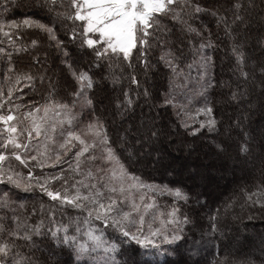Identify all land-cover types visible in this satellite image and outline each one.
Returning <instances> with one entry per match:
<instances>
[{
	"label": "snow or ice",
	"instance_id": "snow-or-ice-1",
	"mask_svg": "<svg viewBox=\"0 0 264 264\" xmlns=\"http://www.w3.org/2000/svg\"><path fill=\"white\" fill-rule=\"evenodd\" d=\"M257 219L264 0H0V264H264Z\"/></svg>",
	"mask_w": 264,
	"mask_h": 264
},
{
	"label": "rangeland",
	"instance_id": "rangeland-1",
	"mask_svg": "<svg viewBox=\"0 0 264 264\" xmlns=\"http://www.w3.org/2000/svg\"><path fill=\"white\" fill-rule=\"evenodd\" d=\"M231 185H226L223 181L221 182V187L214 193V197L218 199H221L223 195H226V188H230ZM254 225H251V227L247 226V230H243L244 226L239 225L241 228V231L239 232V235L244 238H254L261 232H264V221H261L259 219L256 220V222H253Z\"/></svg>",
	"mask_w": 264,
	"mask_h": 264
},
{
	"label": "trees",
	"instance_id": "trees-1",
	"mask_svg": "<svg viewBox=\"0 0 264 264\" xmlns=\"http://www.w3.org/2000/svg\"><path fill=\"white\" fill-rule=\"evenodd\" d=\"M28 10H25V9H17V10H15V12H13V13H11V15L14 17V18H16V19H21L22 18V15L23 14H25L26 12H27ZM224 196V195H223ZM223 198V197H222ZM221 198V199H222ZM164 199H167V198H164ZM218 202V201H217ZM161 206H163V200L161 201ZM253 222H256V220H254V221H247V220H245L244 221V225H242V226H249V227H251V225H254L253 224Z\"/></svg>",
	"mask_w": 264,
	"mask_h": 264
}]
</instances>
